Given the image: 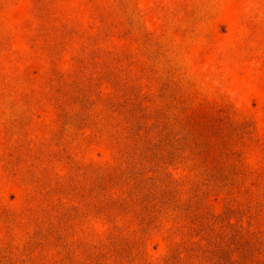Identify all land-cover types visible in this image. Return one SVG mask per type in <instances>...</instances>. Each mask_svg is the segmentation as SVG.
<instances>
[{"label": "rangeland", "instance_id": "obj_1", "mask_svg": "<svg viewBox=\"0 0 264 264\" xmlns=\"http://www.w3.org/2000/svg\"><path fill=\"white\" fill-rule=\"evenodd\" d=\"M0 264H264V0H0Z\"/></svg>", "mask_w": 264, "mask_h": 264}]
</instances>
